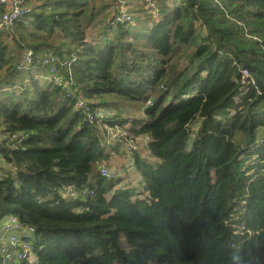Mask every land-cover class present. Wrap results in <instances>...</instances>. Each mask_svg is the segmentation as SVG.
I'll return each instance as SVG.
<instances>
[{
  "label": "trees",
  "instance_id": "trees-1",
  "mask_svg": "<svg viewBox=\"0 0 264 264\" xmlns=\"http://www.w3.org/2000/svg\"><path fill=\"white\" fill-rule=\"evenodd\" d=\"M31 1L0 29V220L34 229L42 264H264V0H154L158 17L111 13L88 38L118 0ZM50 49L109 125L150 139L154 160L129 164L138 186L100 174L102 127L37 76ZM127 101L144 118L121 115Z\"/></svg>",
  "mask_w": 264,
  "mask_h": 264
},
{
  "label": "built area",
  "instance_id": "built-area-1",
  "mask_svg": "<svg viewBox=\"0 0 264 264\" xmlns=\"http://www.w3.org/2000/svg\"><path fill=\"white\" fill-rule=\"evenodd\" d=\"M171 3L179 4L181 0H169ZM34 7L31 0H0V29L12 28L13 25L23 16L29 14ZM146 7L151 10L155 17L159 15V7L154 0H146ZM133 13L128 10L123 0H118L112 7L111 23L132 22ZM74 60L66 54L62 57L53 50H48L44 55L42 64L46 66V77L50 82L67 91V96L74 100L75 107L91 123L98 124L102 127L104 140L107 144H112L126 138V131L122 128L109 125L107 122L112 118L113 111L109 107L95 105L94 100L84 97L75 87L72 76L71 64ZM34 61V51L28 49L25 53L24 63L32 64ZM60 66L63 68L61 69ZM241 82L244 87L255 83L248 68L241 67ZM152 101L149 100L148 104ZM106 129L104 130V127ZM117 128V129H116ZM116 129V130H115ZM8 140L19 138L22 140L25 134L8 133L4 136ZM149 141L146 142L148 146ZM125 150L132 154L137 146L128 140L124 144ZM129 163L134 164V158L129 157ZM100 174L105 178H116L118 173L112 170L108 165L102 163L99 166ZM3 171L0 166V177ZM35 232L32 227H26L22 224L17 216L9 215L7 219L0 220V258L3 262H14V264H42L36 250L33 247ZM41 248V247H40Z\"/></svg>",
  "mask_w": 264,
  "mask_h": 264
},
{
  "label": "crops",
  "instance_id": "crops-1",
  "mask_svg": "<svg viewBox=\"0 0 264 264\" xmlns=\"http://www.w3.org/2000/svg\"><path fill=\"white\" fill-rule=\"evenodd\" d=\"M88 33L92 34V36L94 34V32H88ZM106 98L110 99V100L112 99L110 96H107ZM131 103H134V102H129V101L124 102L123 103L124 109H131V105H132ZM123 115L125 117H140V118H144V114H142V113H135V112L131 113V114L123 113ZM124 126L128 127V125H124ZM196 127L197 126L195 125V128ZM126 133H127V135L131 136L130 139L137 146L136 150H139V153H140L141 156L149 157L150 160H154V157L149 156V151H148V148L146 146V142L150 140L147 135H135V134H133L130 131L129 132L126 131ZM119 142H121V141H118V142H115V143H112V144L108 145L109 148L105 150V152L108 155L107 163L111 167V169L114 170V171H116L118 169H122V167L124 166L125 170L122 173L118 170L120 172V174L119 173L118 174H119V176L122 177L121 178L122 181L124 179L123 177L128 175V178L123 181V182H125V181L128 180L125 184H123V182L121 181L123 185H127L129 187L130 186L131 187L132 186H138L140 184V181H141V175L139 174V172L136 169V167L135 166H130L129 164H128V166H126L127 162L126 161H122L121 159H119L118 161H115V158L118 157L117 152L119 153V156L125 157V152H122L120 144H118ZM122 146H123V149L125 150L124 144ZM132 176H135L137 184H134L131 181L132 180ZM3 220H5V219H3Z\"/></svg>",
  "mask_w": 264,
  "mask_h": 264
},
{
  "label": "rangeland",
  "instance_id": "rangeland-1",
  "mask_svg": "<svg viewBox=\"0 0 264 264\" xmlns=\"http://www.w3.org/2000/svg\"><path fill=\"white\" fill-rule=\"evenodd\" d=\"M123 1L125 2V6L128 8V10L133 13V16H134V13L138 15L140 13V11L144 9V6L143 5L146 6V0H123ZM112 7L110 8V12L109 11H104V10L98 12L94 16V18L91 19L90 23L87 25V27H86L87 28V31L88 32H98L99 33L100 29L102 28V25H103L104 20H106V18L109 16V14L112 13ZM88 32H87V38L90 35ZM44 74H41V75H38L37 74V76L39 78H42V76H44ZM46 78L48 79V77H46ZM131 102H134V103H131L132 104L131 105V109H123V108H121V111H120L121 115L123 113L131 114V113H134V112L135 113H142V114L146 115L145 114V111L143 110V107L141 106V103L140 102H137V101H131ZM105 129H106V126L104 127V130ZM103 132L104 131L102 130L101 133H103ZM126 137H127V139L126 138H123L122 140H120L121 142L118 143V144H120V147H121L122 152H125V157L119 156V153L117 152L118 157L115 158V161H118L119 159H121L122 161H126L127 162L126 166H128V164H130L129 163V157L132 155V153L130 151H127L126 152V150L123 149V146L122 145L123 144H126L128 142V140L131 138V136L127 135V133H126ZM104 142H105V140H104ZM118 170L122 173L125 170V168L123 166L122 169H118ZM118 170H116V171H117V173L120 174V172ZM123 178H124L123 181L126 180L128 178V175L125 176V177H123ZM127 181L123 182V184H125ZM131 181L134 184H137L135 176H132V180ZM122 182H121V184H122ZM141 190L142 189H140V191Z\"/></svg>",
  "mask_w": 264,
  "mask_h": 264
},
{
  "label": "bare ground",
  "instance_id": "bare-ground-1",
  "mask_svg": "<svg viewBox=\"0 0 264 264\" xmlns=\"http://www.w3.org/2000/svg\"><path fill=\"white\" fill-rule=\"evenodd\" d=\"M176 5H177V4H176ZM48 79H49V78H48ZM48 79L46 78V80H48ZM49 80H50V79H49ZM49 80H48V81H49ZM49 82H50V81H49Z\"/></svg>",
  "mask_w": 264,
  "mask_h": 264
}]
</instances>
